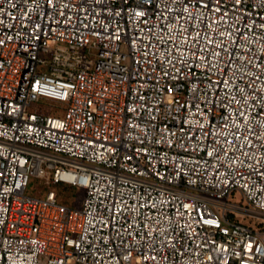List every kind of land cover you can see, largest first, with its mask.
Instances as JSON below:
<instances>
[{
    "label": "built area",
    "instance_id": "obj_1",
    "mask_svg": "<svg viewBox=\"0 0 264 264\" xmlns=\"http://www.w3.org/2000/svg\"><path fill=\"white\" fill-rule=\"evenodd\" d=\"M0 264H264V0H0Z\"/></svg>",
    "mask_w": 264,
    "mask_h": 264
},
{
    "label": "rangeland",
    "instance_id": "obj_2",
    "mask_svg": "<svg viewBox=\"0 0 264 264\" xmlns=\"http://www.w3.org/2000/svg\"><path fill=\"white\" fill-rule=\"evenodd\" d=\"M32 183L27 190L28 193L39 196L43 192L42 187L39 184H37L38 181L36 180H34ZM60 196H61V201L64 204H66L68 207H80L83 198L82 192L79 191L78 192L69 191L68 193H60ZM229 201L238 203L240 202V198L236 193H234L233 195H231ZM241 221L247 224V220H241Z\"/></svg>",
    "mask_w": 264,
    "mask_h": 264
}]
</instances>
